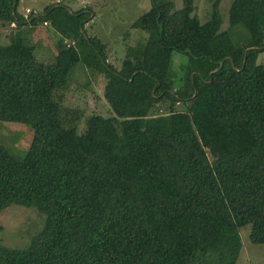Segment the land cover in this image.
<instances>
[{"label": "trees", "instance_id": "1", "mask_svg": "<svg viewBox=\"0 0 264 264\" xmlns=\"http://www.w3.org/2000/svg\"><path fill=\"white\" fill-rule=\"evenodd\" d=\"M18 1L0 0V20H46L60 39L48 61L32 44L0 43V119L33 130L22 158L0 141V212L19 204L44 216L25 245L0 240V264H235L246 224L249 240L264 243V0H230L226 27L221 0H209L203 22L194 0H150L130 23L147 37L127 46L118 67L87 32L90 6L56 1L25 17ZM173 51L188 57L178 83ZM79 62L103 74L114 114H89L78 133L82 111L63 106L61 93ZM210 87L239 119L236 153L210 157L195 131L198 103L174 108ZM162 100V137L174 140L179 172L169 189L138 158L145 120ZM161 117L155 128L167 129Z\"/></svg>", "mask_w": 264, "mask_h": 264}, {"label": "rangeland", "instance_id": "2", "mask_svg": "<svg viewBox=\"0 0 264 264\" xmlns=\"http://www.w3.org/2000/svg\"><path fill=\"white\" fill-rule=\"evenodd\" d=\"M63 1L72 9L82 6H90L93 13L91 19L85 24L88 33L98 35L107 45V60L115 66L120 63L126 53L127 46L138 41H144L147 32L139 28L130 27V23L151 5L150 0H19L17 9L32 6L42 10L46 4ZM176 6L181 5L180 0H174ZM230 0L220 1V14L222 27L227 26L228 6ZM195 10L201 22L210 15L209 0H194ZM0 20L4 25L1 31L11 32L8 38H0V43L10 41H22L34 46V53L38 60H52L57 50V41L60 34L52 25L40 21L20 25L14 29H8V23ZM1 28V25H0ZM242 28V27H241ZM244 34L246 30L242 28ZM48 36L44 38L43 36ZM46 40L54 52L45 53L40 46ZM70 43V41H69ZM75 44V42H74ZM188 61L187 54L173 51V69L176 73V83L182 74V66ZM258 61L264 63V50L258 54ZM73 76L66 88L62 90L61 99L63 106L69 109L79 108L82 116L78 121L76 130L84 129L85 118L91 113H100L108 116L113 110L105 101L102 92L105 82L103 74L95 69H88L82 63H77L72 71ZM208 90V89H207ZM193 94L190 102L175 104V109H186L198 105L193 110V122L195 131L210 157L236 153L242 149V145L235 144V136L240 135V123L234 112L228 107L220 93L210 87L209 91ZM165 101H160L153 106L151 114L145 120L141 131L143 147L138 152L139 161L143 163L151 176L163 187L177 188L179 172L175 168L172 156L175 153L174 140L163 138L169 132L168 114ZM198 107V108H197ZM162 127L155 128L158 119L162 118ZM155 128V129H154ZM164 131V132H162ZM33 130L27 123L17 121H5L0 119V141L6 145L10 152L19 158L24 157L28 149ZM193 133L187 132L186 137L191 139ZM154 142V143H153ZM43 214L35 207L12 204L0 212V240L9 246H23L30 237L41 227ZM250 224L239 228L241 236V249L235 264H264V243H252L249 240Z\"/></svg>", "mask_w": 264, "mask_h": 264}, {"label": "crops", "instance_id": "3", "mask_svg": "<svg viewBox=\"0 0 264 264\" xmlns=\"http://www.w3.org/2000/svg\"><path fill=\"white\" fill-rule=\"evenodd\" d=\"M27 6V5H26ZM20 12L21 13H23V10H20ZM7 23H8V29H14V28H17L18 26L14 23V25L12 26V25H10V23L8 22V21H6ZM5 22V23H6ZM1 25V30L2 29H7V28H4V25L3 24H0ZM44 26H46V25H44ZM48 26V25H47ZM11 35V32H8L7 30L6 31H1V33H0V38L2 37H4L5 39L6 38H8L9 36ZM48 35L47 34H45L43 37L44 38H46ZM41 47H42V49L45 51V53H49V55L51 54L50 52H54L53 50H52V47L49 45V43L44 39L43 41H42V44L40 45ZM263 51V50H262ZM56 52V51H55Z\"/></svg>", "mask_w": 264, "mask_h": 264}, {"label": "built area", "instance_id": "4", "mask_svg": "<svg viewBox=\"0 0 264 264\" xmlns=\"http://www.w3.org/2000/svg\"><path fill=\"white\" fill-rule=\"evenodd\" d=\"M38 12H39V10H37L35 7H32V6H25L24 7V11H23V15L25 16V17H28L29 15H36V14H38ZM10 23V25H14V23H15V21L13 20V21H11V22H9ZM42 23L44 24V25H47L48 24V22L46 21V20H44V21H42ZM70 44H74V40H71L70 41ZM180 102L179 101H177L176 102V104H179Z\"/></svg>", "mask_w": 264, "mask_h": 264}]
</instances>
